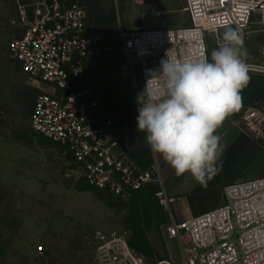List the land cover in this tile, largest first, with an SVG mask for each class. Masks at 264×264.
<instances>
[{
    "label": "built area",
    "instance_id": "obj_1",
    "mask_svg": "<svg viewBox=\"0 0 264 264\" xmlns=\"http://www.w3.org/2000/svg\"><path fill=\"white\" fill-rule=\"evenodd\" d=\"M181 3L189 26L119 28L137 96L151 74L160 70L166 55L178 60L207 55L210 61V33L231 28L243 37L255 28L264 40V0ZM29 8L32 17L26 6H20L18 18L12 21L20 26L21 34L11 40L9 53L33 80L45 86L35 100L31 127L71 154L65 178L86 181L124 200L135 191L155 186V197L169 214L177 197L166 191L157 153L153 152L147 169L134 163L121 147L114 120L105 115L95 86L85 82L83 63L97 53L89 34L86 0H38ZM261 56V62L249 64L264 68V45ZM233 122L254 138L264 139V108L248 107ZM224 192L222 206L165 225L167 238L181 247L182 264H264V177L231 183ZM94 239V264H147L130 245L127 233L97 231ZM37 252L46 256L43 245Z\"/></svg>",
    "mask_w": 264,
    "mask_h": 264
},
{
    "label": "rangeland",
    "instance_id": "obj_2",
    "mask_svg": "<svg viewBox=\"0 0 264 264\" xmlns=\"http://www.w3.org/2000/svg\"><path fill=\"white\" fill-rule=\"evenodd\" d=\"M7 1L9 6L0 5L1 221L3 225L7 224L10 211L15 213V219L29 211L42 218V227L49 225L51 234L64 241V246L52 251L51 255L61 257L63 264H94L97 231L127 233L129 241L136 236L131 219L133 200H124L98 190L83 180L65 178L64 171L72 163L71 154L63 145L32 129L35 100L45 86L33 80L9 53V44L21 34V28L12 24L18 18L16 0ZM86 2L89 26L104 32L117 30L120 26L175 28L190 25L188 15L182 11L181 0H143L140 4L131 0ZM252 30L242 37L249 53L248 63L263 60L261 50L264 40L260 33L254 31L255 28ZM224 31L210 33L207 37L210 60L212 50L223 42ZM249 75L251 81L241 93V108L232 113L234 119L248 107L264 108V73L252 71ZM6 178L9 185L3 181ZM155 201L158 203L154 194L152 202ZM153 218L152 225L145 226L149 246L138 242L144 252L137 249V253L147 264H182L179 243L168 239L165 233V225L171 220L159 203L153 209ZM41 245L46 249L41 243L37 248ZM54 262L40 261L41 264Z\"/></svg>",
    "mask_w": 264,
    "mask_h": 264
},
{
    "label": "crops",
    "instance_id": "obj_3",
    "mask_svg": "<svg viewBox=\"0 0 264 264\" xmlns=\"http://www.w3.org/2000/svg\"><path fill=\"white\" fill-rule=\"evenodd\" d=\"M35 1L38 0H16L18 15L20 6H26L32 17L29 7ZM0 5L9 6L7 0H1ZM89 34L96 42L97 53L83 63L85 82L95 86L105 115L114 120L121 147L141 169H147L154 154L144 139L145 133L137 130L139 104L119 29L104 32L91 25ZM233 120L232 114L228 115L215 133L221 137L219 171L207 187L197 183L189 173L176 176L174 169L157 153L166 191L177 197L168 214L170 220L191 219L212 211L225 203L227 185L264 177V139L254 138ZM3 181L10 184L8 178ZM13 214V211L8 213L6 225L0 217V264H41V260H49L46 256L63 261L51 252L63 247L64 241L51 234L49 225L42 227L41 217L26 211L15 219ZM40 243L46 248L45 257L36 251Z\"/></svg>",
    "mask_w": 264,
    "mask_h": 264
},
{
    "label": "clouds",
    "instance_id": "obj_4",
    "mask_svg": "<svg viewBox=\"0 0 264 264\" xmlns=\"http://www.w3.org/2000/svg\"><path fill=\"white\" fill-rule=\"evenodd\" d=\"M222 40L210 61L207 55L179 60L166 55L136 98L137 130L145 133L150 149L176 176L189 173L204 187L219 171L217 129L241 108L249 73L264 72L247 62L249 53L237 31L226 29Z\"/></svg>",
    "mask_w": 264,
    "mask_h": 264
},
{
    "label": "trees",
    "instance_id": "obj_5",
    "mask_svg": "<svg viewBox=\"0 0 264 264\" xmlns=\"http://www.w3.org/2000/svg\"><path fill=\"white\" fill-rule=\"evenodd\" d=\"M156 188L152 186H147L139 191H135L132 195V228L136 232V236L132 237L129 241L130 245L135 249H139L144 252L138 242L142 245L149 246V237L145 230V226L152 225L154 222L153 209L158 203L152 202V197L154 196ZM162 212V211H161ZM166 222V217L163 214V223Z\"/></svg>",
    "mask_w": 264,
    "mask_h": 264
},
{
    "label": "bare ground",
    "instance_id": "obj_6",
    "mask_svg": "<svg viewBox=\"0 0 264 264\" xmlns=\"http://www.w3.org/2000/svg\"><path fill=\"white\" fill-rule=\"evenodd\" d=\"M162 263H164V262H162Z\"/></svg>",
    "mask_w": 264,
    "mask_h": 264
}]
</instances>
